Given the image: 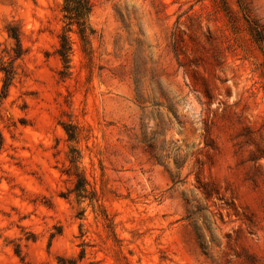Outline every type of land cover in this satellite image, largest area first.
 Wrapping results in <instances>:
<instances>
[{"label": "rangeland", "instance_id": "374dc122", "mask_svg": "<svg viewBox=\"0 0 264 264\" xmlns=\"http://www.w3.org/2000/svg\"><path fill=\"white\" fill-rule=\"evenodd\" d=\"M91 2L0 0V264H264V0Z\"/></svg>", "mask_w": 264, "mask_h": 264}, {"label": "trees", "instance_id": "16d2710c", "mask_svg": "<svg viewBox=\"0 0 264 264\" xmlns=\"http://www.w3.org/2000/svg\"><path fill=\"white\" fill-rule=\"evenodd\" d=\"M93 8V4L91 0H63V11L65 12L64 17L68 19L67 22V29H65L60 35H59V47L56 50L57 55L60 57V59L63 61L64 66L66 68L70 67V61H71V52H72V46L69 39V36L67 35L66 31H75L81 42H82V48L83 51L91 57L92 48L90 46V36L95 32L93 28H91L88 24V18L91 14ZM74 25L76 26V29H74ZM17 42H20L19 36H14ZM264 41V40H263ZM11 70L6 69L5 70V83L8 84L9 80L11 79ZM1 97V95H0ZM64 128L66 132L68 133L69 137L72 139L76 136V131L74 126L70 124H64ZM76 157L72 158L73 165L76 167L74 170V174L77 177V183L75 189L79 192L81 195L84 191H86V184L87 180L84 174L77 170L76 165Z\"/></svg>", "mask_w": 264, "mask_h": 264}]
</instances>
